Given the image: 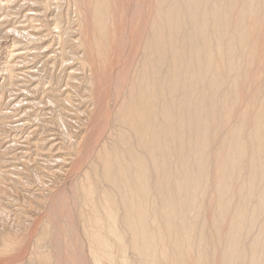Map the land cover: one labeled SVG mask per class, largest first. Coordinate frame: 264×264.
<instances>
[{"label": "bare ground", "instance_id": "1", "mask_svg": "<svg viewBox=\"0 0 264 264\" xmlns=\"http://www.w3.org/2000/svg\"><path fill=\"white\" fill-rule=\"evenodd\" d=\"M118 4L0 0V264H264V0Z\"/></svg>", "mask_w": 264, "mask_h": 264}, {"label": "rangeland", "instance_id": "2", "mask_svg": "<svg viewBox=\"0 0 264 264\" xmlns=\"http://www.w3.org/2000/svg\"><path fill=\"white\" fill-rule=\"evenodd\" d=\"M144 2H149V7L151 8V6H152V2H153V0H124V5H123V3H122V6L120 7V4H118L119 3V0H117V4H118V7H120V8H118V10H119V13H122L124 10V12L126 13V15L128 16H126L125 15V13H122L123 15H124V19H122L123 20V24H125L126 26H127V23L129 24V27L126 29V30H128V29H132V27L134 28L135 27V29H137V31H139V32H141L140 30H142V29H144L145 27H144V25H145V23H146V21H148V17L147 16H145V18H143L144 17V15H149L150 14V12H151V10H150V8L149 7H145V5L143 4ZM141 3V4H140ZM132 5V6H131ZM143 5V6H142ZM140 6H141V8H140ZM124 7V8H123ZM143 7V8H142ZM148 8V9H147ZM122 9H124V10H122ZM122 10V11H121ZM149 10V13H147V11ZM117 11V10H116ZM146 11V12H145ZM144 12H145V14H144ZM147 13V14H146ZM122 14H119L120 15V17L121 18H123V15ZM140 14H144L143 15V17H142V15H140ZM140 15V16H139ZM125 17H127V18H125ZM140 17H142L141 19H145L144 20V22L143 21H141L142 23H140V21L138 20V19H140ZM134 18V19H133ZM126 19H127V21H126ZM130 21V22H129ZM125 22V23H124ZM127 22V23H126ZM135 22H137L136 24H135ZM134 23V24H133ZM138 23L139 24H142V25H140V27H138V28H140V29H138L137 28V26L136 25H138ZM131 24V25H130ZM144 24V25H143ZM135 25V26H134ZM142 26V27H141ZM144 27V28H143ZM142 28V29H141ZM264 21H263V26H262V30L264 31ZM141 33H144L143 32V30H142V32ZM130 34H132V37L134 36V30H130ZM264 36V35H263ZM134 38V37H133ZM133 38L131 39V40H129V41H131V42H129V41H127L128 43H130V44H132V42H133V47L135 46V42L133 41ZM262 40V39H261ZM260 40V45H259V48L261 47V49L258 51V59L256 60L257 62H255L254 64H252V69L249 71V74H248V80L250 79V81L252 80H255V79H260V77H261V80L263 79L262 78V74H261V68H262V66H261V63H263V60H264V55H263V52H264V47H262V46H264V39L261 41ZM136 41L138 42V43H136L137 45L136 46H139V41L136 39ZM119 42H117V46H116V49H120V47H121V51H122V53H123V51L125 50V52L123 53V57H124V55L126 54H129V55H125V59H127V62H126V64L124 63V70L125 69H128L127 71H131V67H133L134 66V63L132 64V58H131V55H130V53H131V51H132V49L129 47H127L126 45H127V43H126V41L124 40L123 41V47H122V44L121 43H119ZM126 43V44H125ZM118 45H120V46H118ZM126 47H127V49H126ZM123 48V49H122ZM262 49H263V52H262ZM128 50H129V52H128ZM128 52V53H127ZM260 52V53H259ZM112 59H113V62H111V63H115V59H116V55H112ZM127 57V58H126ZM132 60V61H131ZM259 60V61H258ZM112 61V60H111ZM131 62V63H130ZM257 63V64H256ZM130 64H131V67L129 68L127 65H129L130 66ZM127 67V68H126ZM261 67V68H260ZM257 68H259V71H257V72H255V69L256 70H258ZM130 69V70H129ZM126 71V70H125ZM260 74H259V73ZM256 73H257V75H256ZM259 75V76H258ZM255 76H258V78L257 77H255ZM259 79H258V85H260V83H262V81L260 82L259 81ZM249 81V82H250ZM233 118V117H232ZM231 118V121L234 119H232ZM211 195V193H209L208 191H207V196H210ZM212 203L211 202H205L204 204H203V207H202V209L200 210V212H199V214H198V216H197V222L199 223V222H201L202 220L203 221H207L206 223H208V224H206V226H204V234H206V232H207V235H205L206 236V241L207 242H209V245H210V248H212V247H214V245L212 244L213 242H214V240H215V236H214V232L212 231V228H211V225L209 224V219H212L211 217V211H212ZM203 212V213H202ZM200 217V218H199ZM210 225V226H209ZM212 236L214 237V239H212ZM212 240V241H211ZM215 243H217L216 241H215ZM209 264H217V259H216V257L215 258H211V260L209 261Z\"/></svg>", "mask_w": 264, "mask_h": 264}]
</instances>
